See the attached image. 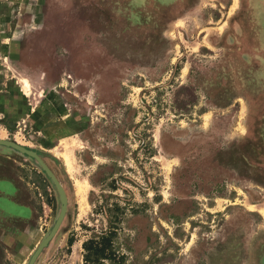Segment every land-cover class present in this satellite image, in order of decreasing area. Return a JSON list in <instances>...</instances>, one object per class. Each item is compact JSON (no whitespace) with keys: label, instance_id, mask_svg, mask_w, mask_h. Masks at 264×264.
Returning <instances> with one entry per match:
<instances>
[{"label":"rangeland","instance_id":"1","mask_svg":"<svg viewBox=\"0 0 264 264\" xmlns=\"http://www.w3.org/2000/svg\"><path fill=\"white\" fill-rule=\"evenodd\" d=\"M0 140L35 264H264V0H0Z\"/></svg>","mask_w":264,"mask_h":264},{"label":"crops","instance_id":"2","mask_svg":"<svg viewBox=\"0 0 264 264\" xmlns=\"http://www.w3.org/2000/svg\"><path fill=\"white\" fill-rule=\"evenodd\" d=\"M37 118L41 119V116ZM19 193L16 181L6 172H0V264H26L40 242L36 239L37 228L22 229L18 225L35 218L30 204L18 199Z\"/></svg>","mask_w":264,"mask_h":264},{"label":"water","instance_id":"3","mask_svg":"<svg viewBox=\"0 0 264 264\" xmlns=\"http://www.w3.org/2000/svg\"><path fill=\"white\" fill-rule=\"evenodd\" d=\"M0 145L12 147V148L20 151L23 154H27V155L35 158L40 163V165L43 167L44 171L48 174V176L52 179V181L57 186V188L59 190H61L63 195H64V208H63L62 214L60 216V219L58 220V222H57L55 228L53 229L52 233L50 234V236L39 246V248L37 249V251L35 252V254L33 255L32 259L30 261V264H35L38 257L40 256V254L44 250V248H46L48 246L49 242L54 238V236L58 232V230H59V228H60V226H61V224L65 218L66 212H67L68 200L66 198L65 192H64L60 182L58 181V179L53 174L51 169L47 166V164L44 162V160L40 156H38L35 152L30 151V150H28L22 146H19L15 143H12V142L0 140Z\"/></svg>","mask_w":264,"mask_h":264},{"label":"trees","instance_id":"4","mask_svg":"<svg viewBox=\"0 0 264 264\" xmlns=\"http://www.w3.org/2000/svg\"><path fill=\"white\" fill-rule=\"evenodd\" d=\"M110 235L111 236H103L102 238H99V240L89 241L84 245L86 250V263L92 261L91 259H93V257H97L98 259L107 255L106 252L111 246L114 233L111 232Z\"/></svg>","mask_w":264,"mask_h":264},{"label":"bare ground","instance_id":"5","mask_svg":"<svg viewBox=\"0 0 264 264\" xmlns=\"http://www.w3.org/2000/svg\"><path fill=\"white\" fill-rule=\"evenodd\" d=\"M24 81V80H23ZM24 84H27V81L25 80L24 82H23ZM27 86V85H26Z\"/></svg>","mask_w":264,"mask_h":264}]
</instances>
